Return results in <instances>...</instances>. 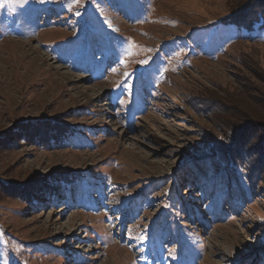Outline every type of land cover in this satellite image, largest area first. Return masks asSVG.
I'll return each mask as SVG.
<instances>
[{"label":"rangeland","instance_id":"374dc122","mask_svg":"<svg viewBox=\"0 0 264 264\" xmlns=\"http://www.w3.org/2000/svg\"><path fill=\"white\" fill-rule=\"evenodd\" d=\"M0 3V264H264V181L207 108L261 88L264 30L221 28L232 0Z\"/></svg>","mask_w":264,"mask_h":264},{"label":"trees","instance_id":"16d2710c","mask_svg":"<svg viewBox=\"0 0 264 264\" xmlns=\"http://www.w3.org/2000/svg\"><path fill=\"white\" fill-rule=\"evenodd\" d=\"M230 6L228 15L219 22L226 32L250 34L264 30V0H232ZM262 83L261 88L249 85L247 90H241L229 99L211 96L207 108L211 104L215 106L214 109L211 108L210 114L214 116L215 123L222 130L225 129L227 141L224 144L219 141L221 139L216 141V138L211 142L217 146L220 159L231 162L232 167L237 170L244 166L247 176L257 178L260 174L264 181V82ZM25 127L30 131L26 137L38 138L40 142H48L50 139L58 141L62 135H70L66 130L58 129V122L45 125L37 135L39 127ZM257 131L259 135H255ZM48 133L51 136L47 139ZM233 173L239 176L236 171ZM41 191L37 190L36 194Z\"/></svg>","mask_w":264,"mask_h":264},{"label":"snow or ice","instance_id":"6c2138e0","mask_svg":"<svg viewBox=\"0 0 264 264\" xmlns=\"http://www.w3.org/2000/svg\"><path fill=\"white\" fill-rule=\"evenodd\" d=\"M41 2H43V0H41ZM0 7H3V3H0ZM129 54H131V53H129ZM142 63L147 64L148 63V60H144V61H142Z\"/></svg>","mask_w":264,"mask_h":264}]
</instances>
